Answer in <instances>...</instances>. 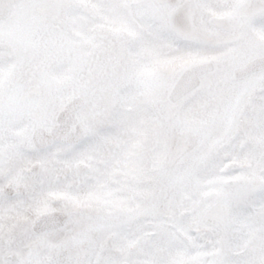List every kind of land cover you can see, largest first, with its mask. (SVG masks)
Instances as JSON below:
<instances>
[{
    "label": "snow or ice",
    "instance_id": "obj_1",
    "mask_svg": "<svg viewBox=\"0 0 264 264\" xmlns=\"http://www.w3.org/2000/svg\"><path fill=\"white\" fill-rule=\"evenodd\" d=\"M0 264H264V0H0Z\"/></svg>",
    "mask_w": 264,
    "mask_h": 264
}]
</instances>
